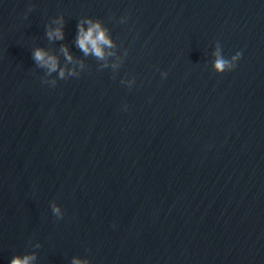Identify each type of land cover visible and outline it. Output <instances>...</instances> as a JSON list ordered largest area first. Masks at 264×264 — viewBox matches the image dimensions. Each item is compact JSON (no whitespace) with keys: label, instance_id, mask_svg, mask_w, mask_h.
<instances>
[{"label":"water","instance_id":"1","mask_svg":"<svg viewBox=\"0 0 264 264\" xmlns=\"http://www.w3.org/2000/svg\"><path fill=\"white\" fill-rule=\"evenodd\" d=\"M90 21L102 59L77 46ZM17 256L264 264V0H0V264Z\"/></svg>","mask_w":264,"mask_h":264},{"label":"clouds","instance_id":"2","mask_svg":"<svg viewBox=\"0 0 264 264\" xmlns=\"http://www.w3.org/2000/svg\"><path fill=\"white\" fill-rule=\"evenodd\" d=\"M49 37H55L57 39L63 38V31L61 29H56L54 32H49ZM77 46L87 55L89 53L94 54L98 58H103L104 52L103 47H111V40L106 35V31L102 29L99 22L92 23L89 22V27L85 29L83 24L79 27V33L77 37ZM66 50V49H65ZM242 53L238 52L237 56L233 57L234 60L241 59ZM34 59L41 63V66H47L49 71H55L58 65V61L54 56L48 55L45 50L37 49L34 52ZM68 59L71 60V56H68ZM228 61L218 58L216 61V68L220 71H223ZM61 76H63V71H61ZM54 213L59 212V207L53 209ZM32 256H17L13 259L12 264H30ZM75 264H81L79 260Z\"/></svg>","mask_w":264,"mask_h":264}]
</instances>
